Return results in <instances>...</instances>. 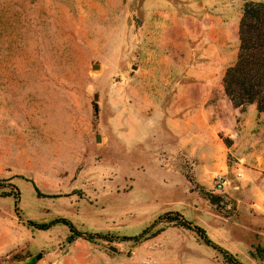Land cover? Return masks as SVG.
<instances>
[{
	"label": "rangeland",
	"instance_id": "obj_1",
	"mask_svg": "<svg viewBox=\"0 0 264 264\" xmlns=\"http://www.w3.org/2000/svg\"><path fill=\"white\" fill-rule=\"evenodd\" d=\"M246 1L0 0V257L264 264V215L251 207L264 203V112L235 107L223 81ZM249 173L256 184L239 188ZM60 217L94 240L29 222Z\"/></svg>",
	"mask_w": 264,
	"mask_h": 264
},
{
	"label": "trees",
	"instance_id": "obj_2",
	"mask_svg": "<svg viewBox=\"0 0 264 264\" xmlns=\"http://www.w3.org/2000/svg\"><path fill=\"white\" fill-rule=\"evenodd\" d=\"M223 81L225 93L235 107L244 110L247 106L255 103L257 112H264V0H250L245 2L243 14L240 19V46L238 57L227 68ZM6 181L7 179L0 178V186L4 185ZM18 193V190H11L7 195H16ZM180 218L182 217L171 215L168 221L181 222L187 226L188 222ZM29 222L39 229H48L55 223L68 225L70 228L68 241L70 243L82 236H85L88 240H94L92 233L77 231L73 223L65 217L57 218L50 223ZM195 228L207 244L219 248L221 252H226L212 240L203 227L196 225ZM145 234L146 230L141 235L134 237L124 236L123 238L140 241ZM100 236L102 237L103 235ZM257 251L264 252V247L258 245ZM224 254L228 264H244L242 261L233 258L231 254ZM0 260H2L3 264H34V256L23 250L0 257Z\"/></svg>",
	"mask_w": 264,
	"mask_h": 264
},
{
	"label": "crops",
	"instance_id": "obj_3",
	"mask_svg": "<svg viewBox=\"0 0 264 264\" xmlns=\"http://www.w3.org/2000/svg\"><path fill=\"white\" fill-rule=\"evenodd\" d=\"M225 94H226V93H225ZM221 95H223V94L221 93ZM224 96H225V95H224ZM226 96H227V95H226ZM228 101H229V100H228ZM220 102L223 103V107H222V110H221V111L217 110L218 113L223 114L224 117H226V116H227V112H230V113L233 112L232 109H230L229 107H225L227 103L225 102L224 97L220 99ZM211 111H214V110H213V109H211L210 111H207V110H206V112H205V109H204V112H205L206 115H209V112H211ZM262 114H263V113H262ZM255 178L258 180L257 176H255L254 173H252V174L249 173V179H248L246 182L243 181V182L241 183V186H239V188L243 189V188H244L243 186H244L247 182H248L249 184H253V183L256 184ZM252 182H253V183H252ZM251 207L254 208V210L256 211L257 214H259V215L263 214V215H264V203H261V202H259V201H255V202H253V203L251 204ZM236 208H237V210H239V209L241 208V201H240L239 199H238V201H237V206H236Z\"/></svg>",
	"mask_w": 264,
	"mask_h": 264
},
{
	"label": "water",
	"instance_id": "obj_4",
	"mask_svg": "<svg viewBox=\"0 0 264 264\" xmlns=\"http://www.w3.org/2000/svg\"><path fill=\"white\" fill-rule=\"evenodd\" d=\"M100 65L99 64H94L93 65V68L94 69H97V67H99ZM96 97H98V94L96 93ZM199 192H201L203 195H205L206 197H208L209 201L211 204L213 205H219L221 204L222 202H225V201H231L232 202V207L231 209L228 211L229 213L233 212L234 209L236 208L237 206V200L236 199H233L231 197H223L221 195H218L214 192H211V191H207L205 189H202V188H197ZM111 249L116 251L117 248L114 247V246H111ZM43 257V253H38L35 255L34 257V262L38 261L39 259H41Z\"/></svg>",
	"mask_w": 264,
	"mask_h": 264
},
{
	"label": "built area",
	"instance_id": "obj_5",
	"mask_svg": "<svg viewBox=\"0 0 264 264\" xmlns=\"http://www.w3.org/2000/svg\"><path fill=\"white\" fill-rule=\"evenodd\" d=\"M238 176H242L241 172H238ZM229 180L227 178H224L222 176L219 177V180L217 181V187L219 190L224 189L229 184Z\"/></svg>",
	"mask_w": 264,
	"mask_h": 264
}]
</instances>
